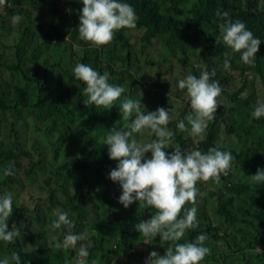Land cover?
Instances as JSON below:
<instances>
[{
    "label": "trees",
    "instance_id": "obj_1",
    "mask_svg": "<svg viewBox=\"0 0 264 264\" xmlns=\"http://www.w3.org/2000/svg\"><path fill=\"white\" fill-rule=\"evenodd\" d=\"M24 1L7 0L6 6L0 7V32L10 35L12 30L17 31L13 38L15 42L6 44L0 40V67L16 72L15 80L9 84L11 91L4 89V82L0 80V187L6 182H14L12 176H4V170L19 166L20 157H26L31 166H40L48 148L54 147L57 151L56 145H59L71 154L59 163L46 159L50 168L46 170L49 173H43L42 188H47L48 192L44 204L31 208L13 196V212L6 223L9 230H18L21 237L14 243L0 241V260L8 258L9 264H15L11 257L16 253L21 264H75L76 248L64 250L55 246L68 234L66 226H62L52 243L46 242V236L57 231L49 227L57 218V208L68 213L73 225L84 224L91 233L94 244L87 246L88 264L92 259L95 264H100L103 259L112 257L141 256L144 252L134 249L141 244L148 246L147 257L152 251L164 254L169 242L160 240L159 235L145 242L146 238L134 228L140 220L149 219L155 209L145 208L138 202L125 208L119 202V184L109 178L118 162L109 158L103 140L108 129H123L130 122L124 121L119 111L120 103L127 97L140 99L141 104L147 103L148 106L142 108L145 112L164 108L162 98L181 102L178 104L180 113L168 124L174 136L171 147L165 149L167 153L171 154L175 148L188 153L193 150L207 152L215 147L221 151L227 149L234 157L229 174L222 176L214 188L208 187L211 181L198 183L197 186L205 190L200 194V205H195L198 226L188 230L179 242H193L205 234L208 237L205 246L211 253L202 264H264V251H257L264 250V201L258 208H253L241 200L251 191L264 195L261 188L251 190V185L257 184L246 179L257 169L264 170V117L257 120L251 116L257 102L264 103V0H121L135 9L138 31L131 35L122 29L111 44L88 49H79L73 43L82 41L77 28L82 0L78 6L69 5L67 0L51 3L49 13L56 23L48 25L46 32L41 31L43 35L39 38L33 18L23 20ZM35 2L32 0V5ZM61 8L65 12L58 16L57 11ZM71 9L77 10L73 16L69 14ZM217 10L228 11L233 21L245 23L254 37L262 41L254 66L244 64L240 53L223 42L218 27L222 21L215 15ZM16 15L22 19L13 23L12 17ZM66 36L70 39H65ZM155 39L160 41L165 55L177 58L187 69L184 78L189 73L199 78L202 72L216 69V75L211 79L219 82L223 103L217 109L215 119L209 122L202 141L195 136L194 142L190 136L191 124L186 117L194 113L186 90L179 89L174 81L164 82L157 77L154 85L161 90L156 95L134 92V86L139 84L136 79L142 74L134 69L138 65V53L147 55L145 49ZM10 49L13 59L10 58V63L2 62ZM205 51L223 62L227 53L230 69L220 71L224 67L218 66L217 61L208 64L206 59L202 61L206 64L203 69L191 56ZM30 57L35 61L40 59L44 64L42 78L32 77L23 69V62ZM153 61L149 54L145 62L154 64ZM78 63L88 64L101 74L107 72L109 83L126 89L113 108L104 110L94 105L79 108L70 99L69 95L79 92V89H69L72 88L71 81L80 83V93L87 99L83 92L86 85L74 76L73 70ZM50 70L53 76L49 75ZM234 73L240 76L241 85L232 88ZM254 80L259 83L260 93L251 89ZM55 83L59 85L56 92L52 88ZM167 87L175 91L174 96L165 93ZM43 89L54 94L46 97ZM20 119L21 124H18ZM181 120L185 124L184 130L177 127ZM220 134L226 135L225 143L219 141ZM133 137L138 143L155 139L147 131L133 133ZM45 139L48 144L42 145ZM150 156V152L146 153V157ZM26 174L30 176L31 169ZM88 207H91V215L97 216L95 222L86 217ZM20 215L28 217L32 225L16 222V216L19 218ZM46 224L48 229L44 230ZM97 225L105 228L100 230ZM72 229L78 234L74 226ZM39 238H42L41 244L35 246ZM222 242L226 246L219 245ZM112 244H116L115 248Z\"/></svg>",
    "mask_w": 264,
    "mask_h": 264
},
{
    "label": "clouds",
    "instance_id": "obj_2",
    "mask_svg": "<svg viewBox=\"0 0 264 264\" xmlns=\"http://www.w3.org/2000/svg\"><path fill=\"white\" fill-rule=\"evenodd\" d=\"M6 2L7 0H0V7L6 6ZM82 5L79 38L96 48L111 44L118 31L137 26L135 9L121 0H82ZM33 13L34 11L32 18ZM215 15L222 21L218 27L223 42L234 52L240 53L244 64L254 66L262 41L254 37L245 23L233 21L228 11L217 10ZM21 19L16 15L12 17V22L18 23ZM223 67L225 70L231 67L227 53ZM73 71L75 78L86 85L83 89L87 97L83 100L85 106L94 105L96 108L110 110L126 91L123 86L109 83L110 76L107 72L101 74L88 64L78 63ZM215 75L216 69L213 68L211 72H202L199 78L189 73L178 82L179 89L186 90L194 113L186 117L191 124V132L201 141L205 138L209 122L215 119L217 109L223 103L220 99L223 90L218 81L211 79ZM228 104L231 106L230 102ZM142 107L144 108L140 99L125 97L120 103L119 111L121 118L130 122L123 129L112 127L106 133L103 145L107 146L109 158L118 162L110 171L109 178L119 184V202L125 208L138 202L145 208L155 209L149 219L140 220L134 225L135 230L146 240H153L159 235L160 240L169 242L163 255L152 251L145 264H202L211 253V249L205 246L208 237L201 234L193 242L179 241L184 239L188 230L198 226L195 206L200 195L198 183H219L222 176L229 174L234 157L231 152L215 147L209 148L207 152L193 150L183 153L175 148L171 154L167 153L165 149L171 147L174 136L168 129L171 121L169 110L157 108L155 111L145 112ZM251 116L257 120L264 117V103L258 101ZM177 127L184 130V121L181 120ZM144 131L155 139L138 143L133 133ZM149 152L150 158L146 157ZM12 175L14 172L9 166L4 170V176ZM251 181L264 184V170L257 169L251 175ZM189 204L193 206L188 208ZM12 212L13 194L6 192L0 195V241L7 243H14L21 237L18 230H9L6 223ZM55 215L57 218L49 226L50 229L66 226L70 230L74 226L67 212L57 208ZM86 239V233L73 234L69 231L63 241L57 242L55 246L57 249H75L79 241ZM88 256L87 246L81 244L75 264H88ZM11 259L15 264H21L18 254L13 253ZM0 264H9L8 258L0 260Z\"/></svg>",
    "mask_w": 264,
    "mask_h": 264
},
{
    "label": "rangeland",
    "instance_id": "obj_3",
    "mask_svg": "<svg viewBox=\"0 0 264 264\" xmlns=\"http://www.w3.org/2000/svg\"><path fill=\"white\" fill-rule=\"evenodd\" d=\"M53 2H55V0H36V2H35L36 4L32 5V0H25L24 5H22L24 7V12H25V15L23 17L24 21H27L28 19H30L32 12L34 11V13H33V19H34V25H35L34 29H36V30L38 29V35H37L38 38L43 35V34H40L41 31L46 32L48 30V25L50 26V25H53L54 23H56V21L52 20L53 18L51 19V16L49 13L50 8L52 7L51 3H53ZM67 3L69 5L71 3H74L76 6H78L81 2H80V0H67ZM76 11L77 10H75V9L69 10L70 16H73V14ZM64 12H65V9L61 8V11H60V9H58L57 15L60 16ZM65 23H67V22H65ZM125 31L131 35H134L135 32H137L138 30L136 31V28H134V29H125ZM13 32H15V31L12 30V32H10V35L0 32V40H2V42H5L6 44L15 42L13 38L17 34V31L14 34H13ZM34 36H35V33L31 34V37H34ZM64 38L70 39L69 36H66ZM153 41H154L153 44L148 46L145 49L147 52V55H145V53H143L141 51H139V53H138V58H137L138 65H136L137 67L134 69H135V71H138L142 74H140L138 76L139 79H136L137 81H139V84L134 86V88H135L134 92L136 94L142 93V94L156 95V93L159 90H161L158 86L154 85L157 77L159 78L160 81H164V82L174 81L178 86L179 80L184 78V73H187V69L183 67V65L180 63V61L177 58H175L173 56L165 55L163 53V48L161 47L162 45H161L159 40L155 39ZM73 43L79 49H88L90 47L91 48L94 47L90 43H87L83 40L80 41L79 44L75 43V42H73ZM230 51L231 50H229V52ZM80 54H81V51H80ZM149 54H151V57L154 60L153 61L154 64H151L149 62H145L147 60V57H149ZM10 58H11V49L5 54V56L2 59V62L6 60V63H10L11 59H13V58H11V59ZM191 58L197 60L198 63H200L203 66V69H204V66L206 65L205 63L202 62L204 59L207 60L208 64H213V63H215V61H217L218 66H221V67H223V63H224L223 61L218 60L214 56L208 55L206 51L203 54L198 53L196 57L191 56ZM22 67L32 77L33 76H36L39 78L43 77L44 64L42 63V61L40 59L35 61V60H33L32 57H30V59L23 62ZM223 70H224V68H222L220 71H223ZM15 73H16L15 71H7L4 67H0V80H2V82H4V89L7 88L8 91H11L9 84L15 80ZM48 73L50 76L54 75L52 70H50ZM25 81L27 82V80H25ZM71 82H72V84H71L72 88H69V89L70 90L79 89V92L76 95H73V94H72V96L69 95V97L79 108H83L85 106L83 103V100L85 99V97L80 93V86L81 85L78 81H71ZM29 84H33V83L30 82ZM231 84H232V88H235V87H238L241 85V79L237 73H234V75L232 77V83ZM258 85H259V83H257L254 80V84H253V87L251 89H254L257 92H259V89H258L259 86ZM57 87H59V85L56 83H55V85H52L54 92L57 91ZM173 91H174L173 89H170V87H167V91H165V93L174 96L175 94H173ZM43 92H45L46 97H50L54 94V92L49 91V90H45V89H43ZM259 93H258V96L260 95ZM162 100L164 101V108L166 110H169V115L171 116V120L175 119L178 116V114L180 113V107L178 106V104H181V102L180 101L176 102L175 100H172V99H170V101H168L167 99H164V98H162ZM142 105L144 107L148 106V104L145 102H143ZM0 116H1V114H0ZM26 116L24 117V119L26 118ZM8 117H10V115H8ZM21 121H22V119H20L18 121V124H21ZM140 134H143V132H141ZM190 136L193 139V141L195 142V136L192 134V132H191ZM223 140L225 143L227 140V137L225 134H220L219 135V141L222 142ZM47 144H48V142L46 139L42 141V145H47ZM56 146L58 148L57 151L54 150V147L47 149V152L42 157L43 161L40 164V166H31V165H29V160L26 157H20L19 166L12 168V170L14 172V175H12L14 182H6L2 187H0V195L2 193V190L4 191V193L11 192L14 197H17L19 200L25 202L26 205H29V207H31V208L37 204H44L47 200L48 192H47V188H44V189L42 188V185H43L42 179H43V173H49V171H46V170L48 168H50L49 165H47V163H46V159H48V161L53 160L54 162L59 163L65 159H67L69 157V155L71 154V151H70V154L68 155L67 150H64L59 145H56ZM223 151H227V149H225ZM29 169H31L30 176H28L26 174L27 170H29ZM255 173H256V171H254V174ZM246 179L248 182H251V175L246 176ZM216 184L217 183L211 182L208 184V187L214 188ZM256 184L257 185H251V190H253L255 187H258V188H261L262 190H264V187H263L264 184H259V183H256ZM198 188L200 189V194H202V191L204 194L205 190H201L200 187H198ZM212 190L215 191V189H212ZM199 197H200V195L197 197V204L196 205H200ZM241 200H243V202L244 201L247 202L246 204H249L253 208H258L260 206L261 202L264 201V195H260L254 191H251L247 195H244L243 199H241ZM187 206L190 208L193 205L189 204ZM90 208L91 207L87 208L88 211L86 212V217L95 222L97 216L91 215V211H89ZM27 218L28 217H26V216L20 215L19 218L16 216L15 219H16V222L20 221L22 223V225L24 224V225L31 226L32 223L29 222V219H27ZM16 222L13 221V224H15ZM97 226L99 227L100 230L105 228V226H99V225H97ZM74 227L76 228V231L78 232V234L82 233V232L87 234V239L84 241H81L79 243V245L76 246L75 253L78 252V249H79L81 244H85L86 246L92 247L94 244V240L90 237L91 233L89 231H87L86 226H84V224L83 225H80V224L75 225L74 224ZM46 229H48V224H46V228L44 230H46ZM62 229L63 228L61 227L60 229H57L55 234H49V236H46V238H47L46 242L52 243V241L54 240V237H56L57 234H59ZM69 231H71V233H73L72 228L70 230H68V233H69ZM107 235L108 234L105 232V236H107ZM26 236H27V234H26ZM42 238H44V237H42ZM42 238H39L37 240V243L35 246H37L38 244H41L40 240ZM145 242H147V240H145ZM219 245L226 246V244L224 242H222V244L220 243ZM115 246H116V244H112V248H115ZM134 249L135 250H141L144 253L141 256H132L129 258L122 256V257H112V258H109L108 260L103 259L100 264H126V261H130V264H145V261L148 258L146 255V251L148 250V246L145 247L144 244H141L137 247L135 246ZM215 251L217 253L219 252L217 249H215ZM257 251H260V250H257ZM263 251L264 250H261L260 252H263ZM95 252H99V250L95 249ZM76 259H77V256L74 260L76 261ZM93 261H95V259L90 260L89 264H92Z\"/></svg>",
    "mask_w": 264,
    "mask_h": 264
}]
</instances>
